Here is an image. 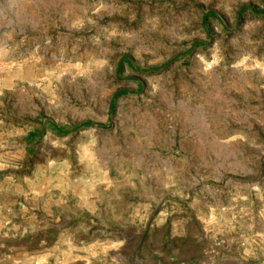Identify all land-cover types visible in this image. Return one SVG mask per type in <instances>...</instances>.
I'll return each instance as SVG.
<instances>
[{
	"label": "rangeland",
	"instance_id": "1",
	"mask_svg": "<svg viewBox=\"0 0 264 264\" xmlns=\"http://www.w3.org/2000/svg\"><path fill=\"white\" fill-rule=\"evenodd\" d=\"M0 264H264V0H0Z\"/></svg>",
	"mask_w": 264,
	"mask_h": 264
}]
</instances>
